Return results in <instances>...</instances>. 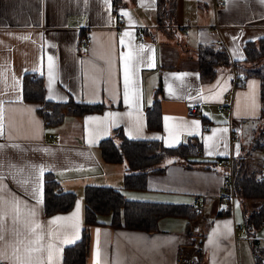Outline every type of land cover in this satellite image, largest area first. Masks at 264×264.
<instances>
[{
  "label": "crops",
  "instance_id": "1",
  "mask_svg": "<svg viewBox=\"0 0 264 264\" xmlns=\"http://www.w3.org/2000/svg\"><path fill=\"white\" fill-rule=\"evenodd\" d=\"M124 2L119 28L112 0H0V264H64V249L82 238L89 185L118 188L130 200L190 206L201 195L204 207L194 220L164 217L154 232L114 227L101 216L89 227L87 264H179L181 249L192 244L196 264H257L252 240L264 249V227L251 237L244 224L261 201L238 200L234 213H224L216 161L252 159L264 172V151L246 154L261 129V81L247 78L230 97L236 69L220 68L203 81L197 49L220 40L233 62L244 60L246 43L264 38V2L225 0L215 9L213 0H177L166 27L157 0ZM83 36L90 40L85 52ZM26 74L44 81L48 101L73 98L103 110L47 125L37 105L24 101ZM157 100L161 128L151 129L148 112ZM231 102L230 112L219 109ZM115 130L170 148L197 137L199 163L168 160L144 190L125 189L127 165L106 162L100 149ZM248 130L254 135L244 141ZM47 173L77 195L69 212L45 215Z\"/></svg>",
  "mask_w": 264,
  "mask_h": 264
},
{
  "label": "trees",
  "instance_id": "2",
  "mask_svg": "<svg viewBox=\"0 0 264 264\" xmlns=\"http://www.w3.org/2000/svg\"><path fill=\"white\" fill-rule=\"evenodd\" d=\"M114 6L124 5V0H112ZM174 0H157L158 22L162 26L169 23L168 9H175ZM171 10V11H172ZM245 59L233 62L228 51L217 44L200 46L197 49L199 72L203 81L213 79L220 68L234 67L237 74L257 77L261 81L262 126L254 136L247 156L264 151V38L249 41L244 47ZM44 81L26 74L23 79V98L25 102L37 105L39 115L51 125H59L67 115H84L100 112L103 106L78 103L70 98L66 103H55L46 99ZM149 128H161L159 100L148 112ZM103 159L109 163H125L124 188L144 190L151 173H161L168 160L184 161L189 166L199 163L198 152L202 146L199 138L191 137L188 143L177 147H167L158 140H134L125 136L122 130H115L114 136L100 144ZM236 194L242 202L256 199L261 205L252 212L245 213V229L249 236H256L264 227V176L262 169L254 167L246 160L235 162ZM77 195L65 191L55 177L45 175L44 209L46 216L69 212L75 205ZM85 227L82 238L64 249V264H87L89 247V227L100 223L101 216H110V225L128 229L154 232L164 217H185L194 220L198 217L193 206L150 201H135L125 197L122 190L110 186L89 185L84 193ZM257 264H264V249L252 240Z\"/></svg>",
  "mask_w": 264,
  "mask_h": 264
},
{
  "label": "built area",
  "instance_id": "3",
  "mask_svg": "<svg viewBox=\"0 0 264 264\" xmlns=\"http://www.w3.org/2000/svg\"><path fill=\"white\" fill-rule=\"evenodd\" d=\"M214 8L219 9L220 7L225 5V0H213ZM114 15L117 20V26L122 28L124 25V17L121 13V6H114ZM138 39L140 41H145L144 37L139 34ZM217 44H221V41H217ZM80 51L85 52L88 50L90 46V40L88 36H83L80 39ZM247 81V78L241 76L239 74H235L233 85H232V92L230 97L232 96L235 89L238 87L243 86ZM220 110L230 112L232 109V102L227 106H220ZM188 114L190 116H194L197 114V110L192 108L189 110ZM47 125L49 124L48 121L45 122ZM201 152H198L200 155ZM235 162L236 158L233 156H229L226 158H220L216 161V167L221 168L223 170V186L221 192V209L226 214H232L235 211L236 206L239 204L238 196L236 194V187H235ZM204 207V197L201 195H196L193 200V208L197 214H200ZM198 244L191 246H184L181 249V257L179 260V264H196L197 261V251L196 247Z\"/></svg>",
  "mask_w": 264,
  "mask_h": 264
},
{
  "label": "rangeland",
  "instance_id": "4",
  "mask_svg": "<svg viewBox=\"0 0 264 264\" xmlns=\"http://www.w3.org/2000/svg\"><path fill=\"white\" fill-rule=\"evenodd\" d=\"M175 1V3L177 2V0H174ZM175 8H177V6H175ZM172 9L170 8V9H168V11H170V14L168 15V19H169V21H171L172 20V18L174 17V15H175V12H173V10L171 11ZM166 27V26H165ZM63 123V122H62ZM259 123H260V127L262 126V119L260 118V121H259ZM258 131H256L255 132V135H256V133H257ZM254 134H251V132H249V130L248 131H245V133H244V141H247V140H249V139H251L252 138V136H253ZM254 135V136H255ZM258 154H262V152H259ZM248 162H250L254 167H256L257 165H256V160H252V159H250V160H248ZM262 169V166L260 167V170ZM262 176H264V172H262ZM243 221H244V219H243ZM244 227H245V224H244ZM197 261H198V252H197Z\"/></svg>",
  "mask_w": 264,
  "mask_h": 264
},
{
  "label": "snow or ice",
  "instance_id": "5",
  "mask_svg": "<svg viewBox=\"0 0 264 264\" xmlns=\"http://www.w3.org/2000/svg\"><path fill=\"white\" fill-rule=\"evenodd\" d=\"M262 2H264V0H262ZM59 219V218H57ZM38 227V225H37ZM0 240H3V233L2 230H0ZM6 257L3 254H0V262H2Z\"/></svg>",
  "mask_w": 264,
  "mask_h": 264
}]
</instances>
